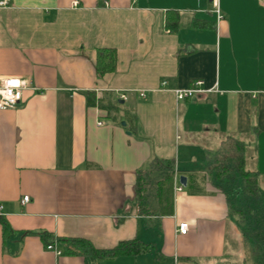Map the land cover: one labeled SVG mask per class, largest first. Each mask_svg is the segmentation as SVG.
<instances>
[{"label": "crops", "instance_id": "crops-1", "mask_svg": "<svg viewBox=\"0 0 264 264\" xmlns=\"http://www.w3.org/2000/svg\"><path fill=\"white\" fill-rule=\"evenodd\" d=\"M217 6L219 20L210 0L0 6V77L30 84L0 109V264H255L256 227L236 210L239 165L264 204V0ZM98 48L114 50L113 70L96 73ZM194 80L203 92L175 99ZM72 238L137 251L45 248Z\"/></svg>", "mask_w": 264, "mask_h": 264}, {"label": "trees", "instance_id": "trees-1", "mask_svg": "<svg viewBox=\"0 0 264 264\" xmlns=\"http://www.w3.org/2000/svg\"><path fill=\"white\" fill-rule=\"evenodd\" d=\"M176 26V14L173 11L168 12L166 16V27L174 29ZM115 64L114 50L111 48H98L95 60V70L97 74H102L113 70ZM226 167L221 166L219 172H225ZM239 171L241 173V179L243 187L241 189L242 196L238 194V201H243L244 211L242 208H238L236 211L244 216H247L248 223L256 227V231L253 236L255 247L258 251L259 258L255 260V264H264V204L259 203L260 200L256 193L255 179L252 176V172L244 170L239 165ZM164 184L166 186L171 181V176L167 175L164 177ZM241 196V197H240ZM259 201V202H258ZM259 204V205H258ZM2 230L5 231L6 223L1 220ZM63 249L60 251L65 254L80 253L84 256L87 261L94 259L110 258L120 255H129L137 251L136 241H121L111 249L98 250L94 249L86 240L83 239H65Z\"/></svg>", "mask_w": 264, "mask_h": 264}, {"label": "built area", "instance_id": "built-area-1", "mask_svg": "<svg viewBox=\"0 0 264 264\" xmlns=\"http://www.w3.org/2000/svg\"><path fill=\"white\" fill-rule=\"evenodd\" d=\"M8 0H0V6L6 5ZM211 2V11L215 14L216 20L221 19L222 15L217 6V0H210ZM162 82L161 84H163ZM201 81L194 80L191 84L184 88L173 89V95L175 99L181 100L183 98H188L196 94L203 92V89L200 87ZM30 84L28 79L19 78L14 76H2L0 77V109L14 108L18 105L22 97V90L29 88ZM142 95V93H140ZM119 97L123 98L124 95L121 94ZM101 122L98 121L97 124ZM181 189L180 185L174 187L175 191ZM28 199L27 195H23L20 199V203L26 202ZM1 210V205H0ZM187 223L185 221L177 222L175 225V232L178 234H184L187 230ZM45 248L52 250L56 255L60 254V250L56 247L54 242L45 244Z\"/></svg>", "mask_w": 264, "mask_h": 264}, {"label": "rangeland", "instance_id": "rangeland-1", "mask_svg": "<svg viewBox=\"0 0 264 264\" xmlns=\"http://www.w3.org/2000/svg\"><path fill=\"white\" fill-rule=\"evenodd\" d=\"M223 143H224V142L222 141L221 144H223ZM229 144H230V143H229ZM220 147H222V149L220 150V153H219V155H218V157H217V158H219L220 161L223 160V157L226 158V157H230V156H231V155H225V154H227V152H225V149L228 148V146H227L226 143H224V145H222V146H220ZM229 152H230V151H229ZM227 169H228V171H229L228 166H227ZM221 178H222V177H221ZM226 179H228L227 176H223V180H224V182H225ZM247 263H249V262H247ZM223 264H233V263L231 262V260H229L228 262L223 263ZM250 264H252V263L250 262Z\"/></svg>", "mask_w": 264, "mask_h": 264}, {"label": "water", "instance_id": "water-1", "mask_svg": "<svg viewBox=\"0 0 264 264\" xmlns=\"http://www.w3.org/2000/svg\"><path fill=\"white\" fill-rule=\"evenodd\" d=\"M185 178L183 176H179V182L184 185Z\"/></svg>", "mask_w": 264, "mask_h": 264}]
</instances>
